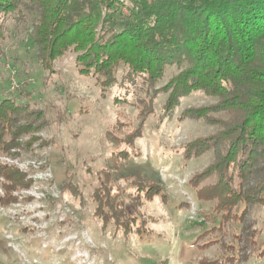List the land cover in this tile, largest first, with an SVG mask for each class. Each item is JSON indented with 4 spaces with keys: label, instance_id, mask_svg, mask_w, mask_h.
<instances>
[{
    "label": "trees",
    "instance_id": "1",
    "mask_svg": "<svg viewBox=\"0 0 264 264\" xmlns=\"http://www.w3.org/2000/svg\"><path fill=\"white\" fill-rule=\"evenodd\" d=\"M11 16L17 26L31 17L28 36L42 70L52 72L57 59L71 54L77 73L93 77L103 92L118 83L123 88L114 104H133L136 112L133 117L119 109L121 115L105 131L114 168L138 155L135 143L158 95L167 94L161 121L172 119L180 100L194 92L215 99L188 106L176 116L179 122L201 120L214 127L179 150L185 161L212 154L187 182L199 200L213 203L220 221L211 231L223 233L228 223L240 227L228 240L220 237L199 245L207 249L219 244L221 253L197 264L246 260V249L259 233L250 210L264 206V0H0L1 66ZM172 65L179 71L156 88ZM138 87L144 88V96L132 95ZM46 125L42 110L0 99V154L14 159L21 150L32 152L36 143L45 147L48 142L38 133ZM109 177L102 172L91 194L101 229L113 224L124 236L149 234L152 219L140 208L144 200L156 197L167 202L162 182L151 177L135 181L127 208L112 193ZM0 179V205L17 202L14 192L32 185L26 173L6 163L0 164Z\"/></svg>",
    "mask_w": 264,
    "mask_h": 264
},
{
    "label": "rangeland",
    "instance_id": "2",
    "mask_svg": "<svg viewBox=\"0 0 264 264\" xmlns=\"http://www.w3.org/2000/svg\"><path fill=\"white\" fill-rule=\"evenodd\" d=\"M30 19L19 26L14 16L6 22L0 99L12 98L42 110L47 125L38 135L48 145L41 148L36 143L32 152L21 150L14 159L0 154V164L17 167L32 179L29 188L14 192L17 202L0 205V264H197L203 257H218L219 244L207 249L199 245L230 239L240 224H226L223 233L211 231L220 221L213 203L199 200L187 182L211 161L212 154L185 161L179 150L214 127L201 120H176L186 107L215 99L194 92L180 100L172 119L161 121L167 94L158 95L142 137L136 140L138 155L114 168L105 131L121 114L134 117V105L116 106L114 97L123 91L119 83L103 92L93 77L77 73L71 54L57 59L52 72L42 70L28 36ZM178 71L175 65L167 66L156 88ZM121 75L119 68L118 81ZM132 95L144 96V88L138 87ZM132 95L129 99L134 102ZM102 172L110 176L112 193H118L127 208L135 181L151 177L162 182L167 202L156 197L144 200L140 208L152 219L149 234L124 236L113 224L101 229L91 194ZM3 192L0 185V196ZM250 217L259 233L246 249L247 259L234 264H264V256L259 255L264 251V206L253 207Z\"/></svg>",
    "mask_w": 264,
    "mask_h": 264
}]
</instances>
